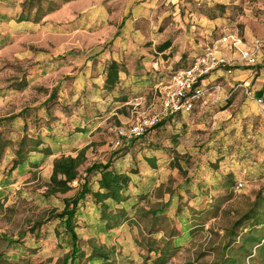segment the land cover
<instances>
[{
    "label": "rangeland",
    "instance_id": "374dc122",
    "mask_svg": "<svg viewBox=\"0 0 264 264\" xmlns=\"http://www.w3.org/2000/svg\"><path fill=\"white\" fill-rule=\"evenodd\" d=\"M24 1L0 0V264H61L69 237L51 214L78 192L86 167L108 160L131 178L127 201L110 206L113 213L122 207L126 220L109 228L91 199L80 202L75 232L82 253L75 264H103L92 250L108 256L105 264H264V243H246L251 259L240 249L253 210L264 212V110L246 94L250 86L226 73L234 65L209 76V87L219 90L210 89L191 113L117 144L119 129L159 112L172 72L215 42L222 27L243 37L247 25L263 39L264 0H136L141 5L126 16L124 0H71L39 22L18 21ZM43 1L45 9L61 0ZM138 10L143 16L132 21ZM201 17L222 25L204 33ZM151 39L169 41L171 49L145 56L131 47L119 59L123 89L97 92L115 43L132 40L146 49ZM189 42L192 51L184 48ZM157 58L164 63L156 66ZM251 68H264V53ZM24 135L41 143L12 169ZM45 147L50 154L40 151ZM80 151L84 161L71 190L48 195L54 159ZM88 182L92 188L95 174Z\"/></svg>",
    "mask_w": 264,
    "mask_h": 264
},
{
    "label": "trees",
    "instance_id": "16d2710c",
    "mask_svg": "<svg viewBox=\"0 0 264 264\" xmlns=\"http://www.w3.org/2000/svg\"><path fill=\"white\" fill-rule=\"evenodd\" d=\"M71 0H61L59 4H52L51 1L46 2L47 6L43 9V0H25L22 4V10L18 16V21H29L39 22L53 11L59 8V5L70 2ZM31 11H34L31 16ZM212 18V17H211ZM170 42L166 41L158 47L159 51L162 52L170 47ZM120 71V65L115 61H110L105 68V79L103 88L105 92L111 93L114 91L116 85L119 83L118 73ZM55 97V91H53L49 98L53 100ZM114 97V96H113ZM116 98V97H115ZM205 98V97H204ZM202 98V99H204ZM194 102V106L197 102ZM124 101V99L120 100ZM194 106L191 112L194 109ZM189 112V113H191ZM188 113V114H189ZM183 114H176L170 118H166L158 122L153 127L149 128L147 132L139 138L131 140L132 142L144 139L150 132L162 128L167 122L174 120L176 117ZM130 141V142H131ZM40 139L29 137L24 135L18 141V148L16 150V159L13 161L12 169L18 167L23 163L24 157L28 152L38 149L40 145ZM1 146V145H0ZM28 147L30 150L25 151L24 147ZM40 151L50 154V150L47 147ZM84 161L83 152L80 151L75 157L72 156H60L54 159L52 164L51 174L47 183L46 193L48 195L65 194L71 190L70 184L79 178V168ZM95 174L94 186L90 188L88 177ZM231 175H227L224 187L227 189L231 185ZM131 178L128 173L118 172L111 167L110 160L105 163H93L84 169V176L82 178V184L78 192L69 199L65 200L63 209L60 212L51 214V219H58L63 230L69 237L70 252L64 257L61 264H75L76 259L81 255V251L78 247V236L75 232V219L77 217L79 207H83L80 202H84L86 199H91L92 203L98 209L100 219L103 221L105 226L114 227L120 222L119 218L122 217L126 220V212L121 207L120 210L112 212L111 205H120L127 201V190L130 184ZM87 202H84V205ZM253 220L248 225V238L242 240L240 249L244 252L246 258L251 259V248L246 246V243H251V247L262 246L264 243V237L260 232L264 231V212L262 210H253ZM122 220V219H121ZM91 256L94 259H99L103 264L108 261V256L102 252L92 250ZM2 256L0 255V261ZM222 264H236L235 260L223 261Z\"/></svg>",
    "mask_w": 264,
    "mask_h": 264
},
{
    "label": "built area",
    "instance_id": "2783aa9c",
    "mask_svg": "<svg viewBox=\"0 0 264 264\" xmlns=\"http://www.w3.org/2000/svg\"><path fill=\"white\" fill-rule=\"evenodd\" d=\"M219 42L228 44L237 50L240 60L245 65H257L260 42H254L251 48H241V39L231 34L222 36L217 43ZM217 43L205 46L202 53L187 67L176 70L173 73L168 86L161 96L159 112L149 118L145 116L139 118L127 130L119 129L117 131V144L119 140L128 144L131 140L141 137L149 128L163 119L170 118L176 114H188L191 112L194 102L204 98L210 89L219 90L218 85H213L212 88L202 84L203 80L208 78L213 72L229 65V61L218 54ZM226 73L230 74L231 70L227 69ZM245 92L249 97L255 98L251 90L246 88ZM254 100L259 106L264 105L262 98H255ZM241 186L242 184L239 182L236 188L239 189Z\"/></svg>",
    "mask_w": 264,
    "mask_h": 264
},
{
    "label": "crops",
    "instance_id": "0c3cea01",
    "mask_svg": "<svg viewBox=\"0 0 264 264\" xmlns=\"http://www.w3.org/2000/svg\"><path fill=\"white\" fill-rule=\"evenodd\" d=\"M124 2H125L126 11L124 12L123 16H126L129 13H132L133 10H134V7H137V6L139 7L141 5V3L140 4L136 3L137 2L136 0H124ZM134 3L137 4V5H134ZM148 5L149 4L146 3V6H143L142 9H139V10H144L146 7H148ZM139 10H138L137 14H135L134 16L132 15V17L130 16L132 18V21H135L137 18H140V17L143 16L142 14L139 13ZM201 18H202V20H205V22H206V24H205L206 26L204 27V31H202L204 33H208V31H212L215 26H221L222 25V23L220 21H217V20H219V18L218 19H214V20L208 19L206 17H201ZM258 29H259L260 33H262L263 36H264V29H261V26H258ZM116 32H118V31H116ZM230 34L234 35V36H237L238 38L241 39V41H242V45H240L241 48H243V47L251 48V47H253V44L256 41L261 43L260 44V49L258 51V63H257V65H258L260 63V61L262 59V56H263V53H264V50H263L264 38L260 40V38H259L260 35L259 34L257 35L255 32H253L247 25H245V27H244L243 37H240L236 32H229V29L227 27H225V26L222 27L221 36L215 42H212L210 44L209 43L205 44L201 48V53H202V51H203L205 46L217 43L222 36L230 35ZM135 35H136L137 39L138 38H140V39L144 38V35H143V33L141 31L136 30L135 31ZM151 41H152V44L150 45V47H148L146 49L144 48V46L143 47L141 46L139 48L138 45H135V46L132 45V40L129 41V44H128V40H127L122 45V47H120L121 44H119V42L115 43L114 44L115 45L114 46L115 47L114 48V53H112V55H109L108 62L106 64H104L102 66V68H100V73H99L100 74V86L97 88V92H99V93L105 92V90L103 88V83H104V79H105V68H106V65L110 61H115V62H117L120 65L119 59L121 60L123 55H124V57H125V55H128V53H130L132 51L131 47H134L137 51H139L140 55H145V56H149V53H151L150 52L151 50L157 56H161V55L166 54L167 51H169L171 49V45H170V47L168 49L160 52L158 47L161 46L164 42H162L161 44H158L153 39H151ZM193 45H194V47H193ZM200 45L201 44H199V46ZM217 47H218V50H217L218 54L221 57H223L226 60H228L229 61V65L232 64L235 67L234 69L231 70V73H230V74L234 75L233 78H232L234 83L240 84L244 88L250 86V90L252 91L254 97L255 98H262L264 100V68H259L258 70L255 69V71H254L251 67H255L256 65L255 66H247V65H245L240 60L238 51L235 50L234 48L230 47L228 44L219 42V43H217ZM184 48L187 49L188 51H192L191 48H196V46H195V44L189 42V45L185 46ZM180 53H183V52H180ZM198 56H196V57H198ZM181 57L182 56L180 54L179 56L176 57V59L174 58V59L171 60L170 58H168L167 61L171 60L172 64H175L181 59ZM195 58H193L188 63V65ZM145 59H147V58H145ZM156 60H157L156 61V66H160L161 62L164 63V61H162L160 58H157ZM187 66H185V67H187ZM179 69H182V68H179ZM179 69H176V70H179ZM176 70H174L172 72V75H173V73ZM128 72H129V70H128ZM125 77H126L125 68H123L120 65V71L118 73L119 83L116 85V87H115V89H114V91L112 93H114L115 91H118L119 89H123L122 80H124ZM202 84L205 85V86H210L209 77L206 78L205 80H203ZM119 86H120V88H119ZM114 97H117L116 94L114 95ZM260 108L262 110H264V105L260 106Z\"/></svg>",
    "mask_w": 264,
    "mask_h": 264
}]
</instances>
